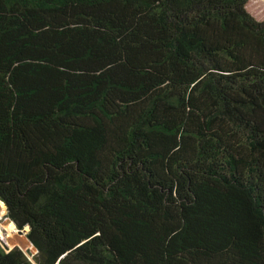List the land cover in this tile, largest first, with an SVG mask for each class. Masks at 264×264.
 Instances as JSON below:
<instances>
[{
    "label": "trees",
    "instance_id": "1",
    "mask_svg": "<svg viewBox=\"0 0 264 264\" xmlns=\"http://www.w3.org/2000/svg\"><path fill=\"white\" fill-rule=\"evenodd\" d=\"M0 264H264V0H0Z\"/></svg>",
    "mask_w": 264,
    "mask_h": 264
},
{
    "label": "rangeland",
    "instance_id": "2",
    "mask_svg": "<svg viewBox=\"0 0 264 264\" xmlns=\"http://www.w3.org/2000/svg\"><path fill=\"white\" fill-rule=\"evenodd\" d=\"M2 209L4 212H2ZM0 212V244L7 248L19 247L32 260L31 256L34 254L35 249L25 237V233H19L16 229L8 232L6 225L10 220L5 216V207L3 204L0 205Z\"/></svg>",
    "mask_w": 264,
    "mask_h": 264
},
{
    "label": "bare ground",
    "instance_id": "3",
    "mask_svg": "<svg viewBox=\"0 0 264 264\" xmlns=\"http://www.w3.org/2000/svg\"><path fill=\"white\" fill-rule=\"evenodd\" d=\"M2 204V202L0 201V205ZM2 212H4L3 211V209H2ZM1 213V212H0ZM6 229L8 230V232H12V231H14L15 230V227L13 226V223L10 221L7 225H6ZM9 235V234H8Z\"/></svg>",
    "mask_w": 264,
    "mask_h": 264
},
{
    "label": "water",
    "instance_id": "4",
    "mask_svg": "<svg viewBox=\"0 0 264 264\" xmlns=\"http://www.w3.org/2000/svg\"><path fill=\"white\" fill-rule=\"evenodd\" d=\"M13 226H14V224H13ZM15 227V226H14ZM15 229L19 232V233H25L26 232V227L25 228H23V229H17L16 227H15Z\"/></svg>",
    "mask_w": 264,
    "mask_h": 264
}]
</instances>
